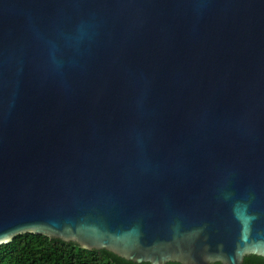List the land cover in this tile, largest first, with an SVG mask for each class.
<instances>
[{
	"label": "water",
	"instance_id": "1",
	"mask_svg": "<svg viewBox=\"0 0 264 264\" xmlns=\"http://www.w3.org/2000/svg\"><path fill=\"white\" fill-rule=\"evenodd\" d=\"M27 233L264 257V0H0V245Z\"/></svg>",
	"mask_w": 264,
	"mask_h": 264
},
{
	"label": "trees",
	"instance_id": "2",
	"mask_svg": "<svg viewBox=\"0 0 264 264\" xmlns=\"http://www.w3.org/2000/svg\"><path fill=\"white\" fill-rule=\"evenodd\" d=\"M0 264H151L127 260L106 249H88L41 234H21L0 245ZM167 264H181L168 262ZM214 264H222L216 262ZM244 264H264V257L247 255Z\"/></svg>",
	"mask_w": 264,
	"mask_h": 264
}]
</instances>
